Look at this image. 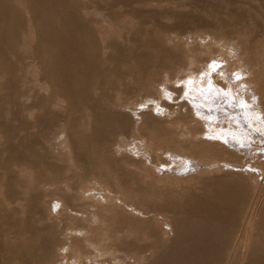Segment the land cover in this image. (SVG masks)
<instances>
[{
	"label": "rangeland",
	"instance_id": "374dc122",
	"mask_svg": "<svg viewBox=\"0 0 264 264\" xmlns=\"http://www.w3.org/2000/svg\"><path fill=\"white\" fill-rule=\"evenodd\" d=\"M208 43L237 49L264 108V0H0V264H56L53 249L82 213L138 235L117 249L144 264H264V174L259 201L243 179L227 173L153 191L139 164L115 151L133 130L163 137L162 120L146 108L134 129L120 105L153 96L188 55L205 61ZM209 100L225 108L224 99ZM253 128L233 133L231 142L244 149L232 148L264 160V127ZM206 152L242 162V155L215 146ZM90 174L135 192L139 198L130 201L140 214L120 202L81 200L76 188ZM250 203H257V217L245 246L252 211L243 209ZM117 256L91 255L97 264H119Z\"/></svg>",
	"mask_w": 264,
	"mask_h": 264
},
{
	"label": "bare ground",
	"instance_id": "6f19581e",
	"mask_svg": "<svg viewBox=\"0 0 264 264\" xmlns=\"http://www.w3.org/2000/svg\"><path fill=\"white\" fill-rule=\"evenodd\" d=\"M211 44L210 46L209 43L203 46L205 48V61L198 62L200 57L196 60V57L188 55L184 68L176 73L172 79L168 76L163 77L158 82V86L153 89V96L120 105L121 108L130 111L129 114L135 123L134 129L139 123L141 111L146 108L147 110L143 111L160 121L162 120L164 135L159 137L154 132H148L146 136H142L133 130L129 138L121 136L117 140L115 151L116 154L125 156L139 164L136 170L153 191L154 189L158 191L160 187L177 190L183 189L184 186L190 188L207 180L209 176L227 173V175L243 179L248 187L252 188L251 198H258L257 201H259L262 195H256V197L255 194L260 192L259 189L263 186V183L262 185H260L261 182L259 184L258 179L264 174V160L261 157L255 158L250 153L245 152V154L244 151L234 150L232 146L244 149L243 144L240 142L235 145L231 142L234 138L233 133L249 134L254 132V122L264 127V108L260 103L261 93L257 88L259 86L252 80V73L254 72L245 64L232 44ZM212 46H216V48H212ZM213 55L214 57L211 58ZM213 87L214 90L217 88L215 91L217 95L208 97L207 93ZM219 92L228 95L230 99L226 100ZM165 96L166 101L163 100ZM209 99L217 102L224 99L226 101L224 103L225 108L216 105L208 106ZM145 100H149L148 103H145L146 106ZM232 126L234 129L231 128ZM239 138L240 136L237 139ZM60 143H62L61 148L63 149V142ZM211 146L242 155L241 157L237 155L242 162L240 164L228 163L224 161V158L221 160L210 156L206 149ZM198 147L199 149H197ZM138 154L141 157L136 159ZM235 180L238 181L236 178ZM237 186L242 187L241 185ZM240 190L242 189L240 188ZM153 191L151 190L152 193ZM76 193L83 201L89 200L98 204L120 202V204L123 203L129 207L132 212L140 214L133 202L130 201L131 198H139L135 192L123 187L115 188L99 175L90 174L82 179L76 188ZM236 209H238L237 211L240 210L237 207ZM243 210H246V213L249 210L252 211L248 222L245 223L246 238L244 239L246 246L248 234L254 229L257 203L254 204V207L250 203ZM246 218L240 219L244 221ZM76 220L78 226L67 231L66 235L62 237L61 244L53 249L52 257L56 260V264H79L85 260H87V264H97L93 257L115 260L117 255L119 264H144L143 257L134 261L133 254L131 256L129 253L117 249L118 245H122L128 240H140L134 232L129 231V229L124 232L112 231L107 226L102 225L103 223L93 213L79 214ZM159 221L170 232V226L162 219ZM242 231L244 232V229Z\"/></svg>",
	"mask_w": 264,
	"mask_h": 264
},
{
	"label": "snow or ice",
	"instance_id": "6c2138e0",
	"mask_svg": "<svg viewBox=\"0 0 264 264\" xmlns=\"http://www.w3.org/2000/svg\"><path fill=\"white\" fill-rule=\"evenodd\" d=\"M237 79H239V77H237Z\"/></svg>",
	"mask_w": 264,
	"mask_h": 264
}]
</instances>
